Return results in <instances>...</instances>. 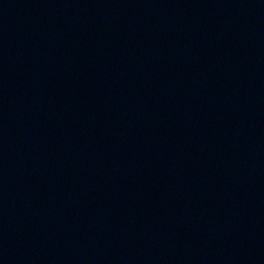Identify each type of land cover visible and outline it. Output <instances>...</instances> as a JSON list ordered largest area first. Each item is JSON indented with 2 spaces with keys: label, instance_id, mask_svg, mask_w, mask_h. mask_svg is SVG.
<instances>
[{
  "label": "water",
  "instance_id": "water-1",
  "mask_svg": "<svg viewBox=\"0 0 264 264\" xmlns=\"http://www.w3.org/2000/svg\"><path fill=\"white\" fill-rule=\"evenodd\" d=\"M0 264H264V0H0Z\"/></svg>",
  "mask_w": 264,
  "mask_h": 264
}]
</instances>
